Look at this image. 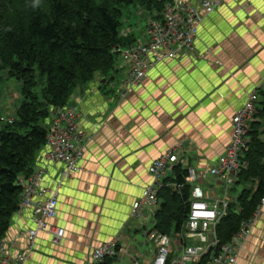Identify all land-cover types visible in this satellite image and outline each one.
Wrapping results in <instances>:
<instances>
[{"label":"crops","instance_id":"obj_1","mask_svg":"<svg viewBox=\"0 0 264 264\" xmlns=\"http://www.w3.org/2000/svg\"><path fill=\"white\" fill-rule=\"evenodd\" d=\"M234 1L226 0L205 18L195 52L158 65L125 98L121 90L126 71L120 59L111 73L98 72L78 87L71 104L81 112L78 128L91 137L80 170L64 176V164L46 162L43 150L35 165V170L46 171L47 194L58 192V214L50 224L64 228L65 236L55 243L50 233L40 232L29 248L33 209L18 210L3 239L17 238L13 250L26 252L24 264H87L95 248L113 240L120 249L110 264H152L157 246L148 234L158 230L157 216L133 215L134 202L155 183L149 167L180 145L182 168H195L201 184L217 186L216 177L207 172L225 153L232 117L254 89L260 91V99L249 149L256 148L254 136L264 146V0H246L242 6ZM146 23L127 25L133 27L130 35L136 42L146 40ZM245 161L247 169L246 156ZM174 168L161 183L179 192L187 186L175 190ZM260 181L261 176L250 175L232 190L238 201L234 214L242 211L244 193L249 199L258 195ZM177 233L173 237L179 242L181 231ZM236 264H264V207Z\"/></svg>","mask_w":264,"mask_h":264},{"label":"built area","instance_id":"obj_2","mask_svg":"<svg viewBox=\"0 0 264 264\" xmlns=\"http://www.w3.org/2000/svg\"><path fill=\"white\" fill-rule=\"evenodd\" d=\"M225 1L171 0L160 14L154 13L152 16L146 28L145 41L128 46L116 45L114 52L126 71L121 97L125 98L131 89L140 86L148 73L158 65L195 52L200 25ZM259 99L260 91L254 89L232 117V134L225 153L207 172L216 177L218 185L207 187L201 184L198 180L201 175L195 168L188 169L185 182L174 184L176 191L186 186L190 189L181 240L177 242L173 235L156 229L150 231L149 239L157 246L152 264L237 263L239 252L264 207V195L252 217L242 221L231 240L221 243L218 227L231 212L238 210V201L231 192L239 184L241 173L247 167L245 156L252 142V123L258 114ZM80 116L76 104L52 109L42 158L46 162H62L65 166L64 176L80 170L85 146L91 139L78 128ZM184 162L181 146L178 145L168 149L151 164L149 171L155 183L146 186L141 197L134 202V216L158 212L161 208L159 193L163 188L161 178L171 168ZM45 172L40 167L29 178L19 180L22 187L20 209H33L35 227L27 232L31 249L40 232L50 233L55 243H60L65 236L64 228L50 224V220L58 214V192L47 194L48 190L43 187ZM207 173H202V177ZM16 243L17 238L10 241L0 238V264H24L27 254L24 251L14 252ZM119 249L115 240L104 243L93 250L87 264H102L107 258L115 257Z\"/></svg>","mask_w":264,"mask_h":264},{"label":"trees","instance_id":"obj_3","mask_svg":"<svg viewBox=\"0 0 264 264\" xmlns=\"http://www.w3.org/2000/svg\"><path fill=\"white\" fill-rule=\"evenodd\" d=\"M169 1L50 0L44 10L29 11L22 22L7 27L0 58L23 82L25 98L15 120L0 128V238L10 229L20 209V178H29L35 172L37 157L46 143L52 109L71 105L78 87L91 82L98 72L107 74L116 69V45L136 42L131 35L122 36L124 7L139 3L162 12ZM4 8L5 3L0 0L2 13ZM253 145L256 148L246 152L249 165L242 171L240 181L250 175L261 176L258 195L249 199V194L244 193L240 198L241 213L231 212L220 222L221 243L231 240L242 221L252 217L264 195V146L256 136ZM174 169L176 182H185L189 170L181 164ZM159 197L162 206L156 213L158 230L170 234L173 221H177L176 231L180 232L186 221L188 186L179 192L162 188ZM113 260L114 257L107 258L102 264Z\"/></svg>","mask_w":264,"mask_h":264},{"label":"rangeland","instance_id":"obj_4","mask_svg":"<svg viewBox=\"0 0 264 264\" xmlns=\"http://www.w3.org/2000/svg\"><path fill=\"white\" fill-rule=\"evenodd\" d=\"M49 1L50 0H3V3H5V8L3 13L0 9V13L2 16L5 12L7 13L5 16L0 17V46H4V40L2 39V36L6 32L8 26H12V24H14L15 26V24H19L20 22H22L23 16L26 15L29 11L35 12L37 10H44ZM245 1L246 0H236L234 2L235 4H237V6H242ZM151 12L152 15H154L153 13L159 14L161 10H157L155 8L147 9L139 3L129 6L126 5L124 7V15L122 20V36H130L133 31V27H128L127 25H138L141 23H146L148 20L150 22V20L152 19V17L149 16ZM148 23H146L147 25L145 24L146 28L148 26ZM103 74L108 75L105 73ZM22 86L23 82L19 80L16 75H13V73L10 72L9 68L5 67V65L2 63V59L0 58V128H2L6 122L10 123L12 122L11 120H15L17 110L25 98L22 91ZM173 223L174 224L170 231V234H176V237H178V233L176 231L177 221H173Z\"/></svg>","mask_w":264,"mask_h":264}]
</instances>
